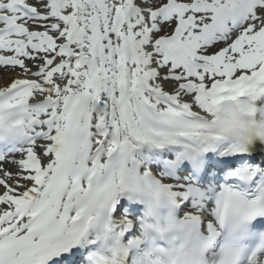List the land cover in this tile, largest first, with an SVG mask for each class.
<instances>
[{"label":"snow or ice","instance_id":"1","mask_svg":"<svg viewBox=\"0 0 264 264\" xmlns=\"http://www.w3.org/2000/svg\"><path fill=\"white\" fill-rule=\"evenodd\" d=\"M0 264H264V0H0Z\"/></svg>","mask_w":264,"mask_h":264}]
</instances>
